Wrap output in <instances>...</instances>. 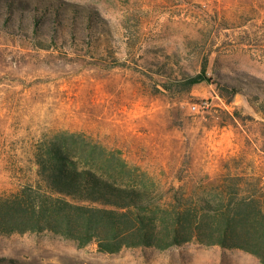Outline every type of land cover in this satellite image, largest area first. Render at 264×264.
Masks as SVG:
<instances>
[{"label": "rangeland", "instance_id": "rangeland-1", "mask_svg": "<svg viewBox=\"0 0 264 264\" xmlns=\"http://www.w3.org/2000/svg\"><path fill=\"white\" fill-rule=\"evenodd\" d=\"M204 65L212 83L189 87ZM263 101L264 0H0V196L36 185L39 147L75 135L77 152H116L166 200L239 179L264 198ZM0 264L260 262L198 242L110 254L43 232L0 236Z\"/></svg>", "mask_w": 264, "mask_h": 264}, {"label": "trees", "instance_id": "trees-1", "mask_svg": "<svg viewBox=\"0 0 264 264\" xmlns=\"http://www.w3.org/2000/svg\"><path fill=\"white\" fill-rule=\"evenodd\" d=\"M206 71L204 65L189 87L212 83ZM259 111L264 116V101ZM75 137L41 145L37 184L0 196V236L51 232L81 248L96 242L110 254L198 242L240 249L264 264V198L242 191L241 179L201 195L175 191L166 200L160 185L137 182L116 152L85 143L77 152L69 143Z\"/></svg>", "mask_w": 264, "mask_h": 264}, {"label": "built area", "instance_id": "built-area-1", "mask_svg": "<svg viewBox=\"0 0 264 264\" xmlns=\"http://www.w3.org/2000/svg\"><path fill=\"white\" fill-rule=\"evenodd\" d=\"M193 109H196V106H194Z\"/></svg>", "mask_w": 264, "mask_h": 264}]
</instances>
